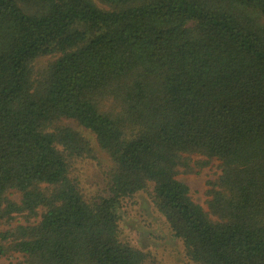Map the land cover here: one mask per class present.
Returning a JSON list of instances; mask_svg holds the SVG:
<instances>
[{"label": "trees", "instance_id": "obj_1", "mask_svg": "<svg viewBox=\"0 0 264 264\" xmlns=\"http://www.w3.org/2000/svg\"><path fill=\"white\" fill-rule=\"evenodd\" d=\"M97 1L0 0V259L167 264L125 234L151 185L185 264H264V0ZM214 161L205 209L178 177Z\"/></svg>", "mask_w": 264, "mask_h": 264}, {"label": "rangeland", "instance_id": "obj_2", "mask_svg": "<svg viewBox=\"0 0 264 264\" xmlns=\"http://www.w3.org/2000/svg\"><path fill=\"white\" fill-rule=\"evenodd\" d=\"M93 2L102 10L108 9L97 0H93ZM50 60L52 58L41 60L39 66L46 65ZM62 125L74 126L69 121H64ZM79 130L90 141L95 154H93V157L90 156L89 158L86 157L75 161L71 168L72 177L79 178L81 186H83L87 194L89 193L88 195H93L96 192L104 193L107 190L105 177L111 168L110 160L100 150L93 135L84 132L82 129ZM220 174L219 163L214 161L199 174L180 175L178 180L189 187L192 199L206 209L208 183L217 180ZM152 191L153 187L149 185V190L145 193L137 195L133 200L124 203L122 216L125 222L126 237L134 246L141 250L158 254L156 257L159 260L166 261L167 264H185L186 261L182 258L183 253L179 246L178 249L172 245H164V242L161 241V237L170 235L163 226L160 215L153 209L151 204ZM11 197L14 200L19 199L18 195H12ZM21 221L23 220L18 219L16 223ZM173 252H176L177 256ZM175 257L177 258L176 260ZM0 264H23V259L20 255H14L1 258Z\"/></svg>", "mask_w": 264, "mask_h": 264}]
</instances>
